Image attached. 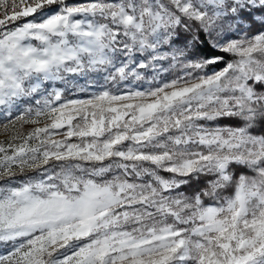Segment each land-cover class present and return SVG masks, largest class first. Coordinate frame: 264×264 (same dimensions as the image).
Returning <instances> with one entry per match:
<instances>
[{"label": "snow or ice", "instance_id": "1", "mask_svg": "<svg viewBox=\"0 0 264 264\" xmlns=\"http://www.w3.org/2000/svg\"><path fill=\"white\" fill-rule=\"evenodd\" d=\"M0 129V264H264V0H0Z\"/></svg>", "mask_w": 264, "mask_h": 264}, {"label": "trees", "instance_id": "2", "mask_svg": "<svg viewBox=\"0 0 264 264\" xmlns=\"http://www.w3.org/2000/svg\"><path fill=\"white\" fill-rule=\"evenodd\" d=\"M216 54L223 55L222 53H216ZM172 74L174 75V73H172ZM165 77H169V71H163V72H161L157 78L158 79H162V78H165ZM149 79H150V77H149ZM133 86H135V84ZM146 86L147 85H145V87ZM91 88L94 89V92L97 91V87L95 85L91 86ZM88 97H89L88 94H85V95H77V93H76L74 95H71L70 98H84V99H86ZM0 251H3V249H1Z\"/></svg>", "mask_w": 264, "mask_h": 264}, {"label": "rangeland", "instance_id": "3", "mask_svg": "<svg viewBox=\"0 0 264 264\" xmlns=\"http://www.w3.org/2000/svg\"><path fill=\"white\" fill-rule=\"evenodd\" d=\"M76 93H77V95H85V94H88V95L90 96L91 94L94 93V89H92L91 87H88V89H87L86 92H80L79 89H77L76 91H74V92H72V93H69V96L71 97V95H74V94H76ZM28 127H31V126H28ZM58 138H59V137H58ZM4 139H6V136L3 134V130L0 129V140H4ZM1 249H2V248H0V250H1Z\"/></svg>", "mask_w": 264, "mask_h": 264}]
</instances>
